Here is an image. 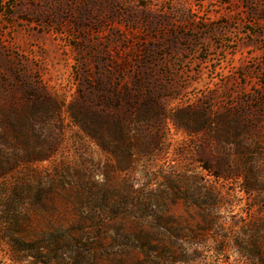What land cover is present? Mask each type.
Listing matches in <instances>:
<instances>
[{"label":"rangeland","instance_id":"1","mask_svg":"<svg viewBox=\"0 0 264 264\" xmlns=\"http://www.w3.org/2000/svg\"><path fill=\"white\" fill-rule=\"evenodd\" d=\"M195 178L224 196L230 251L209 259L242 264L231 247L264 230V0H0L1 211L54 236L113 213L70 235L134 264L123 245L194 219Z\"/></svg>","mask_w":264,"mask_h":264},{"label":"trees","instance_id":"2","mask_svg":"<svg viewBox=\"0 0 264 264\" xmlns=\"http://www.w3.org/2000/svg\"><path fill=\"white\" fill-rule=\"evenodd\" d=\"M190 187L191 197L183 198L182 202L184 207L194 211V219L189 216L191 223L185 220L175 221L176 228L167 229L159 225L158 218L154 217L156 228L163 229L159 233L158 241L155 240L158 243H150L148 239L140 237L121 247L125 253L134 251L140 254L134 264H213L214 261L209 259L212 255H229L230 249L224 244L230 239L225 234L224 223L219 217L224 201L220 188L202 183L196 178L190 183ZM93 204L108 210L112 206L108 201ZM16 205L15 207H19L20 203ZM4 215L6 214L0 210V240L7 244L0 249L2 264H95L94 240L83 243L72 235L83 232L106 234L109 230H114V226H122L121 223H116L117 216L113 213H92L66 221L64 224H68L69 230L62 231L66 235L54 236L29 231L28 227L34 219L28 214L19 212L10 216ZM118 220L124 221L123 225L130 227L147 223V220L135 215ZM242 236L238 239L239 244L231 247L241 263L264 264V230L247 231ZM214 242H219L222 246L219 243L212 245ZM215 263L221 264L220 261Z\"/></svg>","mask_w":264,"mask_h":264}]
</instances>
